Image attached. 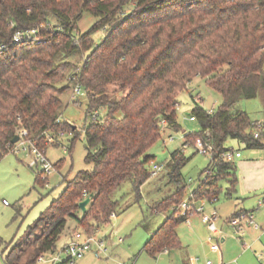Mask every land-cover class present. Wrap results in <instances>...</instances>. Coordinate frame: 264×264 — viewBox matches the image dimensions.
Wrapping results in <instances>:
<instances>
[{
	"label": "trees",
	"instance_id": "obj_1",
	"mask_svg": "<svg viewBox=\"0 0 264 264\" xmlns=\"http://www.w3.org/2000/svg\"><path fill=\"white\" fill-rule=\"evenodd\" d=\"M85 12L96 21L87 32L74 34ZM32 27L47 35L46 43L12 42L16 30ZM102 28L107 33L96 43L93 34ZM0 45L5 46L0 52V158L12 150L16 134L40 146L47 131L75 134L76 126L61 119L67 86L59 82L69 66L65 58L77 52L85 59L69 78L87 92L86 120L91 118L84 134L85 160L92 167L65 179L63 192L30 226L29 231L41 227V234L7 247V264H34L44 252L56 251L68 218L87 234L108 225L118 213L119 190L126 181L140 198L152 176L151 148L166 128L180 130L179 95L198 76L222 97L210 111L190 92V115L199 129L185 134L182 147L198 137L211 147L205 178L185 198L181 174L189 158L181 148L171 153L167 167L178 186L149 206L150 214L167 211L168 216L144 249L155 255L181 246L176 227L187 216L173 213L183 200L216 199L218 178L228 180L227 194L236 191V164L222 157L231 149L229 138L252 148L264 146L263 133L255 136V122L237 106L264 90V0H0ZM103 109L104 115L93 117ZM88 195L82 212L79 203Z\"/></svg>",
	"mask_w": 264,
	"mask_h": 264
},
{
	"label": "rangeland",
	"instance_id": "obj_2",
	"mask_svg": "<svg viewBox=\"0 0 264 264\" xmlns=\"http://www.w3.org/2000/svg\"><path fill=\"white\" fill-rule=\"evenodd\" d=\"M51 19L52 25H56V18L51 17ZM95 21V16L85 12L74 34L87 32ZM106 33L107 30L103 28L96 31L93 34L94 41L96 43L101 42ZM40 36L46 37L47 35L44 36L40 33ZM43 41L45 40H42V44L46 43ZM81 53H73L65 58L69 66H67L65 77L59 82V85L67 86L62 95L66 106L61 114V119L76 126L74 133L77 137L73 141L75 134H69V131H66L62 139H59L60 141L43 139L41 146L46 153L45 155L55 165L47 179L44 173H40L42 166L30 165L32 155L28 150H24L23 146H20V150L14 146L11 151L0 158V264H7L3 256V253L5 255L6 250H8L7 247L12 248L16 243L32 242L41 234V227L29 231L30 226L36 222L42 213L49 210L51 202L63 192L66 186L65 179L73 178L79 170L92 167L85 160L84 127L86 122L91 120V118L86 120L87 92L84 90L74 101L70 100L75 83L72 84L69 76L77 68H81L86 55ZM190 88L196 98H202L199 103L206 109H217L221 104V95L207 86L201 77H196L190 84ZM191 89L184 90L179 95L178 121L181 124V129L167 131L151 148L154 157L150 161L149 169L153 163H157L163 165V170L150 176L144 182L141 187V197L138 199L132 184L129 181L124 182L119 190L123 197L119 205L118 215L112 218L108 225L100 227V235L117 232V237L123 238L124 241L118 242L114 234L110 235V242L108 240L109 244H107L109 257L102 256L99 258L95 256L93 249H90L72 264H202L208 259L212 260L213 264H264V247L249 240L246 236L242 241L235 227L230 222H228L229 224L223 222L226 216L224 214L230 210V205L235 198L229 201L228 199L232 195L236 196L234 194L238 187L240 190H243V187L247 189L249 176L253 172L247 166H241L240 162L249 163L247 160L252 159L257 165L259 164L256 169L262 175L261 181H264V172L261 170L264 166V147L251 148L244 142L233 138L227 140V146L235 149L240 147L243 155L240 159H234L237 178L236 191L229 196L227 194V188L230 186L228 180L218 178L216 187L220 189L218 191L219 199L211 202L208 198H201V200H195V204H193H204V213L216 212L222 218L220 217L216 222H204L202 213L193 212L188 220L181 222L176 227L181 240V247L172 246L168 250L156 252L155 255L144 249V245L152 236L153 231L168 216L167 211L150 214L149 206L155 201L173 195L178 186L170 175V166L167 167L171 152L181 148L184 155L189 158L181 174V185L184 184L185 186V198H188L191 192L201 186L205 178L204 169L210 161V154L197 151L196 140L194 144H187L182 147L185 138L184 131L188 133L199 129L198 122L190 119V112L194 104L190 96ZM237 106L245 110L255 123H261L264 126V90H260L255 98L242 99ZM95 112L101 115L106 113L105 109ZM261 142L264 144V138L261 139ZM43 180H45V184H42ZM239 192L241 194V191ZM258 196L263 197L264 195L252 193L253 201ZM239 200L242 201L243 198H239ZM176 204H173L172 207ZM214 208L215 211H213ZM222 224L225 226L221 227ZM216 225L221 228L219 235L213 233ZM83 230L75 218H68L66 227L56 243V251L44 252L45 260H38L34 264H56L50 259L70 239L71 232H84ZM221 236L225 237V241H219ZM113 253L120 259L115 258Z\"/></svg>",
	"mask_w": 264,
	"mask_h": 264
},
{
	"label": "built area",
	"instance_id": "obj_3",
	"mask_svg": "<svg viewBox=\"0 0 264 264\" xmlns=\"http://www.w3.org/2000/svg\"><path fill=\"white\" fill-rule=\"evenodd\" d=\"M44 38L40 36V30L37 27H32L30 29H19L16 30L12 37L13 43H39ZM5 49L4 45H0V52H2ZM83 93V88L79 82L75 83L72 88V95L70 97V100L74 101L75 98L78 97V95ZM212 111V109H210ZM97 115V112L93 114V117L95 118ZM191 120H195V117L190 115ZM59 121V120H58ZM162 124L166 125V120L162 119ZM256 131L255 136H259L260 133L264 132V126L261 123H255ZM23 135L26 133V130H22ZM66 134L65 130H59L58 132H51L47 131L44 134V139L48 141L50 139L51 141L57 139L61 140L62 137ZM69 134H72V132H69ZM19 141L14 145L17 150H20L23 146L24 150H28L31 155V166H42L41 174H45V178L47 179V176L51 172L52 169L55 168V165L52 164L49 159L46 157V153L43 150L42 146L38 145L36 141H31L29 139H26L25 137H22V134H20ZM59 140V141H60ZM195 145H197V151H202L203 153L210 154L212 153L211 147L205 145L201 137L196 138ZM14 148V147H13ZM12 148V149H13ZM66 151V149H64ZM242 156V152L238 149L231 148L222 153V157L225 160H234L235 158H238ZM163 169L162 164L153 163L151 167V173L152 175H156L158 172H160ZM42 178V176H41ZM44 179V178H42ZM85 195L87 193H84ZM205 206L204 204L201 205H193L189 202L188 199L183 200L178 206L174 209V215L177 216H187V220L189 219V216L192 215L193 212L202 213V219L204 222H215L219 215L216 212H213L212 214H206L204 213ZM232 225L241 227L242 223L245 222L250 225L257 226L256 221L254 219V213L252 211L248 212H241L240 214H237L234 217H230L228 220ZM100 228L95 229V231L91 234H87L85 232L81 231H74L73 236L71 240H69L67 243L63 245L60 251L56 255L52 257V261L56 262V264H72L75 262V260L81 256L84 255V253L87 250L93 249L95 256L102 257V256H108V242L107 238L104 234H99ZM55 252V251H53ZM65 255V257H64ZM39 261H44V255H41L38 259ZM204 264H213V261L208 259Z\"/></svg>",
	"mask_w": 264,
	"mask_h": 264
},
{
	"label": "crops",
	"instance_id": "obj_4",
	"mask_svg": "<svg viewBox=\"0 0 264 264\" xmlns=\"http://www.w3.org/2000/svg\"><path fill=\"white\" fill-rule=\"evenodd\" d=\"M70 97H71V95H70ZM177 120H178V117H177ZM193 121H196V120H193ZM179 124H180V122H179ZM169 130H174V129H171V128L168 127V128H166V131H164V134L167 131H169ZM184 134H186L185 131H184ZM184 140H185V138H184ZM231 148H233V147H231ZM253 148H255V147H253ZM236 149H238V150L241 151V148L240 147H237ZM242 156L238 157L237 159H240ZM247 161L249 163H245L244 161H241L240 162V165L241 166H247L249 169H251L253 171L252 174H251V176H249V179H248V183H249L248 184V187H247V189H245L243 187V190H240L239 187H238V189L236 191L237 193L235 192V194H234V195H236L235 197L232 194H231L232 196H230V194H228L230 196V198L228 199V201L230 199H233V198H235V199H233V203L230 205V210L226 214H224L226 216H225V219H224L223 222H227L228 223L229 222L228 220L230 219V217H234L237 214H240L241 212L252 211L254 213V219L256 221L257 226L250 225V224H247L245 222L242 223L241 227L234 226V225L233 226L235 227L236 232L238 234H240V238H241L242 241H243V239L246 236V237H248L249 240H252L253 242L259 244V246H261V247H264V196L263 197L258 196V198L256 200H254V201H253V198H252V193L255 194V195H257V193H259V194L261 193V195L262 194L264 195V181L263 182L261 181L262 175L258 172L259 170L256 169V167L259 164L257 165L256 162H253L252 161V159H248ZM243 164H246V165H243ZM261 170L264 172V166L261 168ZM257 179H259V180L256 181ZM227 190H228V188H227ZM239 191H241V194H240ZM192 193L193 192H191L190 195H192ZM239 198H243V200L240 201ZM217 199H219V197H217L216 199L212 200L211 202H215ZM198 200H201V199H198ZM213 211H215V208H214ZM117 215L118 214L114 215L113 218L115 216H117ZM220 217L222 218V216L219 215L218 219ZM223 225L225 226V224H222L221 227H223ZM245 228H247V229H245ZM220 232H221V228H219L216 225L214 227V229H213V233L215 235H219ZM113 234L115 235V237H116V239H117L118 242H123L124 241L123 238L117 237V232H110L108 235L107 234H104L106 236V238H107V242H108V240L110 242L109 236L110 235H113ZM72 236H73V233L71 232L70 239H68V241L71 240ZM219 241H221V242L225 241V237L224 236H221L220 239H219ZM112 255L115 258L120 259L116 255H114V253ZM112 255L110 254V256H112ZM108 257H109V255H108ZM117 264H121V263H117ZM202 264H204V263H202Z\"/></svg>",
	"mask_w": 264,
	"mask_h": 264
},
{
	"label": "water",
	"instance_id": "obj_5",
	"mask_svg": "<svg viewBox=\"0 0 264 264\" xmlns=\"http://www.w3.org/2000/svg\"><path fill=\"white\" fill-rule=\"evenodd\" d=\"M74 128H75V127H74ZM20 137H21L20 134H16V135L12 138L11 142H12V143H16L17 141H19ZM91 196H92V195H88L84 200H82V201L79 203V206H80V209H81L82 212H85V211L87 210V204L89 203V201H90V199H91Z\"/></svg>",
	"mask_w": 264,
	"mask_h": 264
}]
</instances>
